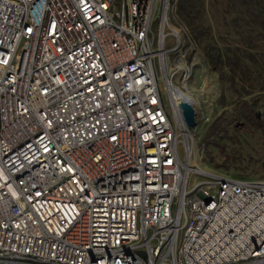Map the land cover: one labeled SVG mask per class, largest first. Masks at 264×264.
Returning a JSON list of instances; mask_svg holds the SVG:
<instances>
[{
	"label": "built area",
	"instance_id": "obj_1",
	"mask_svg": "<svg viewBox=\"0 0 264 264\" xmlns=\"http://www.w3.org/2000/svg\"><path fill=\"white\" fill-rule=\"evenodd\" d=\"M175 6L0 0V264H264V179L198 169L165 108Z\"/></svg>",
	"mask_w": 264,
	"mask_h": 264
},
{
	"label": "rangeland",
	"instance_id": "obj_2",
	"mask_svg": "<svg viewBox=\"0 0 264 264\" xmlns=\"http://www.w3.org/2000/svg\"><path fill=\"white\" fill-rule=\"evenodd\" d=\"M179 2L175 15L188 35L180 44L181 53L187 52L188 77L183 81L175 69L177 52L169 54L159 75L165 108L174 120L167 82L197 102L193 163L198 169L238 180L264 179V0H189L187 20L178 14ZM241 101L249 102L250 114L238 106ZM217 126L218 135H211ZM228 157L236 161L224 173L216 165ZM209 179L190 172L186 190Z\"/></svg>",
	"mask_w": 264,
	"mask_h": 264
},
{
	"label": "bare ground",
	"instance_id": "obj_3",
	"mask_svg": "<svg viewBox=\"0 0 264 264\" xmlns=\"http://www.w3.org/2000/svg\"><path fill=\"white\" fill-rule=\"evenodd\" d=\"M188 71V70H187ZM188 77V73L184 75L183 81H185ZM168 80V79H167ZM168 92L170 94L171 104L174 111V120L178 124V126L182 129V122L180 118V110H179V103H181L183 100L189 102L193 108L197 109V102L191 97V95L188 92H183L179 88L175 87L174 85L170 83H166Z\"/></svg>",
	"mask_w": 264,
	"mask_h": 264
},
{
	"label": "trees",
	"instance_id": "obj_4",
	"mask_svg": "<svg viewBox=\"0 0 264 264\" xmlns=\"http://www.w3.org/2000/svg\"><path fill=\"white\" fill-rule=\"evenodd\" d=\"M189 0H180L179 4H178V14L183 17L185 20H187V17L189 15V13H187V8L186 5L188 4ZM238 106H243L242 108L246 110V112L250 114V104L248 101H241L237 103ZM251 116V115H250ZM220 127H212L211 128V135H218V132L220 131ZM214 145H216V143L214 142ZM236 159L234 157L230 158L228 157L227 159H225L221 164H217L216 167L217 169L222 170V172L226 173L229 171V169L231 167H233V165L235 164ZM221 175L224 176H228L226 174L220 173Z\"/></svg>",
	"mask_w": 264,
	"mask_h": 264
},
{
	"label": "water",
	"instance_id": "obj_5",
	"mask_svg": "<svg viewBox=\"0 0 264 264\" xmlns=\"http://www.w3.org/2000/svg\"><path fill=\"white\" fill-rule=\"evenodd\" d=\"M179 110L186 128L192 129L193 127H195L196 113L193 106L189 102L183 100L181 103H179Z\"/></svg>",
	"mask_w": 264,
	"mask_h": 264
},
{
	"label": "flooded vegetation",
	"instance_id": "obj_6",
	"mask_svg": "<svg viewBox=\"0 0 264 264\" xmlns=\"http://www.w3.org/2000/svg\"><path fill=\"white\" fill-rule=\"evenodd\" d=\"M256 117H258V116H256ZM239 125L241 124V126H244V123H238Z\"/></svg>",
	"mask_w": 264,
	"mask_h": 264
}]
</instances>
